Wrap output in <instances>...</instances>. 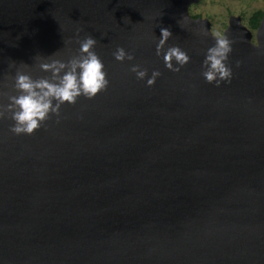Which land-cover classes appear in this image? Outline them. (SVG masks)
Returning a JSON list of instances; mask_svg holds the SVG:
<instances>
[{
  "label": "water",
  "instance_id": "obj_1",
  "mask_svg": "<svg viewBox=\"0 0 264 264\" xmlns=\"http://www.w3.org/2000/svg\"><path fill=\"white\" fill-rule=\"evenodd\" d=\"M196 1L0 0V104L18 70L52 75L38 55H79L81 29L110 81L34 134L0 119V264H264V15L255 41L230 16L233 76L216 86L202 72L217 35ZM162 28L163 51L191 57L180 72L157 55Z\"/></svg>",
  "mask_w": 264,
  "mask_h": 264
},
{
  "label": "clouds",
  "instance_id": "obj_2",
  "mask_svg": "<svg viewBox=\"0 0 264 264\" xmlns=\"http://www.w3.org/2000/svg\"><path fill=\"white\" fill-rule=\"evenodd\" d=\"M80 31L82 29L77 31L76 37L80 45L79 55L67 61L55 58L57 52L47 57L37 56L39 68L45 72H51L50 77L34 79L31 74L22 69L17 71L14 88L18 94L10 95L8 97L10 102L7 105L0 104V119L9 115V118L15 122L11 126L13 133L34 134L44 122L51 118L50 114L59 117L61 106L65 102L75 104L82 95L92 99L108 88L110 81L105 65L94 51L97 39L92 35L80 39ZM171 36L172 32L168 28L161 29L157 55L163 52L165 66L173 72H180L183 66L190 62L191 57L179 46H171L166 52L163 51L164 45ZM215 39V45L208 48L203 61L202 75L207 83L220 86L223 82L231 83L233 70L226 62L233 51L234 41L220 35H217ZM113 55L121 62L126 59L129 61L135 59L134 53L126 51L123 47H118ZM240 63L241 61H237V66ZM21 65L27 66L24 63ZM131 71L136 73L137 79L148 76V70L141 69L139 64H133ZM161 75L159 70H154L151 77L147 79V84L154 85ZM0 95H7V93H0Z\"/></svg>",
  "mask_w": 264,
  "mask_h": 264
},
{
  "label": "rangeland",
  "instance_id": "obj_3",
  "mask_svg": "<svg viewBox=\"0 0 264 264\" xmlns=\"http://www.w3.org/2000/svg\"><path fill=\"white\" fill-rule=\"evenodd\" d=\"M258 9L264 10V0H198L190 3L189 13L205 17L210 22V30L216 35H223L231 15L240 17L252 32L251 39L255 41V29L249 24L252 13Z\"/></svg>",
  "mask_w": 264,
  "mask_h": 264
},
{
  "label": "trees",
  "instance_id": "obj_4",
  "mask_svg": "<svg viewBox=\"0 0 264 264\" xmlns=\"http://www.w3.org/2000/svg\"><path fill=\"white\" fill-rule=\"evenodd\" d=\"M199 14H192V16H198ZM264 15V10L258 9L252 13L249 18V24L251 27L256 28L260 22L261 17Z\"/></svg>",
  "mask_w": 264,
  "mask_h": 264
}]
</instances>
